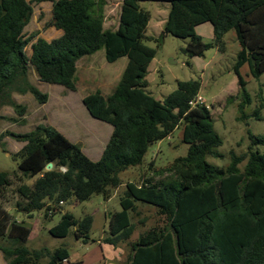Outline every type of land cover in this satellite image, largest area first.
Segmentation results:
<instances>
[{"label":"trees","instance_id":"1","mask_svg":"<svg viewBox=\"0 0 264 264\" xmlns=\"http://www.w3.org/2000/svg\"><path fill=\"white\" fill-rule=\"evenodd\" d=\"M140 1L123 0L119 28L111 31L104 29L107 0H35L53 4L52 24L63 34L51 42L38 38L28 56L26 48L36 37L26 38L24 33L34 13L32 2L0 0V110L8 102L20 116L25 115L26 108L14 101L12 93L31 94L40 104L48 102L49 96L30 82L31 69L42 83L75 91L81 59L102 50L109 63L128 59L111 96L98 91L83 100L94 119L113 127L100 160L93 161L80 145L51 126L39 125L29 133L14 135L25 143L16 154L19 181L37 177L33 185L23 183L16 189L20 197L16 212L32 217L45 211L48 218L63 210L59 204L72 197L79 202L94 195L110 200L112 190L123 185L120 175L141 166L154 143L184 124L182 140L189 146L188 155L159 172L171 174L165 180L151 177L126 184L122 210L111 215L105 242L118 246L131 239L132 215L137 213V203H143L155 207L166 224L140 235L131 245L126 264H264V150H259L264 149V135L249 134L248 152L232 153L227 168L207 161L208 156L221 157L217 148L222 140L211 110L190 105L201 91V82L179 81L177 90L163 101L147 91L148 70L157 50L146 42L157 39L147 36L151 14L141 8ZM155 1L170 4L160 40L167 34L188 39L183 52L191 58L204 57L214 47L224 53L225 36L235 32L241 47L234 67L243 90L240 108L249 104L240 69L248 65L254 79L264 74V0ZM204 24L213 26L214 43H205L196 32ZM253 117L262 120L259 111ZM245 161L241 171L239 166ZM50 163L54 168L47 171ZM11 186V175L0 171L2 202H8ZM52 209L56 212L49 215ZM93 223L92 216L77 219L63 212L50 234L55 238L73 234L89 243ZM31 233V227L18 222L0 202V251L7 264H63L65 259L75 264L67 248L30 250ZM44 259L48 261L43 263Z\"/></svg>","mask_w":264,"mask_h":264},{"label":"rangeland","instance_id":"2","mask_svg":"<svg viewBox=\"0 0 264 264\" xmlns=\"http://www.w3.org/2000/svg\"><path fill=\"white\" fill-rule=\"evenodd\" d=\"M27 1L32 2L34 13L24 33L26 38L36 35L26 48L28 56H31V45L38 38L51 42L60 38L62 32L52 24V3ZM122 3L123 0H107L105 30L116 31L119 28ZM140 6L151 14L147 36L157 39V41L146 42V45L157 50L156 58L148 70L147 91L157 100L163 101L177 90L179 81H200L202 87L199 95L210 106L216 132L222 140V145L217 148L221 157L208 156L207 161L219 168L229 167L232 153L240 156L248 152L249 134L264 135V74L259 79H254L248 65L240 69V74L246 82L245 90L250 97V103L241 109L244 101L243 90L234 71L241 47L235 32L225 36L224 53L214 47L207 51L204 57L191 58L183 52L189 43L188 39H179L167 34L163 40H160L170 4L165 1L141 0ZM196 32L205 43H214V30L211 24L198 27ZM127 66L126 57L114 63L107 62L104 50L87 56L77 64L75 91L42 83L35 71L31 69L30 82L43 94L49 96L48 102L40 104L31 94L12 93L14 101L26 108L23 116H20L17 109L8 102L2 105L0 171L11 175L12 186L7 193L8 202L1 200L0 202L18 222H26L31 227L32 233L27 245L30 250L49 249L54 252L59 248H67L75 264L77 261H82L84 264H126L132 255V243L145 232L166 224L165 218L159 215L155 207L137 203V213L132 215L135 231L131 239L119 243L118 246L105 242L109 236L111 215L122 210L120 201L126 184L141 183L151 177H155L156 181L165 180L171 174L159 172L172 166L176 159L188 155L189 146L182 140L184 124H181L167 139L154 143L149 148L141 166L131 168L120 175L123 185L112 190L110 200H105L101 195H94L89 201L79 202L72 197L63 205V210L48 218L45 216V211L35 212L32 217L16 212V203L20 201L19 195L15 193L16 189L23 183L33 185L37 177L19 181L20 159L16 158V154L21 151L25 143L20 142L14 135L29 133L39 125L51 126L65 137L67 135L66 138L69 140L71 138L73 140H70L71 142L80 145L92 160L98 161L111 138L113 128L109 124L94 119L86 110L83 99L98 91L105 97L111 96ZM256 111H259L262 120L253 117ZM259 150L264 149L261 147ZM151 164L154 165L151 166ZM245 165L246 161L239 166L241 171L244 170ZM65 209L77 219H84L87 216L94 218L91 232L93 242L85 243L83 240H77L73 234L67 238H55L50 234V230L60 222ZM47 261L48 259H44L42 262Z\"/></svg>","mask_w":264,"mask_h":264},{"label":"built area","instance_id":"3","mask_svg":"<svg viewBox=\"0 0 264 264\" xmlns=\"http://www.w3.org/2000/svg\"><path fill=\"white\" fill-rule=\"evenodd\" d=\"M190 105H191L192 107H196V106H198V105H204V106H206L207 108L210 109V106L207 105V102L204 100V98H203L201 95H198V96H197L192 102H190ZM64 204H65L64 202H61V203L59 204V207H63ZM57 210H58V209H57ZM59 211H60V210H59ZM55 212H56V211H55L54 209H52V210L49 212V215H53ZM63 264H71V263L69 262V260L65 259V260L63 261Z\"/></svg>","mask_w":264,"mask_h":264},{"label":"crops","instance_id":"4","mask_svg":"<svg viewBox=\"0 0 264 264\" xmlns=\"http://www.w3.org/2000/svg\"><path fill=\"white\" fill-rule=\"evenodd\" d=\"M165 24V23H164ZM62 32V31H61ZM63 34V33H62ZM58 86V85H57ZM104 96V95H103ZM105 97V96H104ZM84 100V99H83ZM87 110V109H86ZM113 128V127H112ZM113 130V129H112ZM113 132V131H112ZM65 134V133H64ZM66 137H67V135H66ZM70 140H72L71 138H70ZM73 141V140H72ZM105 149V148H104ZM83 150V149H82ZM84 151V150H83ZM85 153V152H84ZM102 157V156H101ZM90 158V157H89ZM101 159V158H100ZM99 159V160H100ZM94 161V160H93ZM7 210V209H6ZM63 212H67V210L65 209ZM25 224H26V222H24ZM27 225V224H26ZM28 226V225H27ZM94 240L92 239V242H93ZM89 243H91V242H89ZM99 243H100V241H99ZM70 259H71V262L73 263L74 262V260L72 259V257H71V255H70ZM96 259V258H95ZM75 263V262H74ZM76 263H82V264H84L82 261H77ZM0 264H7V261H6V259H5V256L3 255V253L0 251Z\"/></svg>","mask_w":264,"mask_h":264},{"label":"water","instance_id":"5","mask_svg":"<svg viewBox=\"0 0 264 264\" xmlns=\"http://www.w3.org/2000/svg\"><path fill=\"white\" fill-rule=\"evenodd\" d=\"M164 33V32H163ZM54 168V164L53 163H50L47 167H46V170L47 171H50Z\"/></svg>","mask_w":264,"mask_h":264}]
</instances>
